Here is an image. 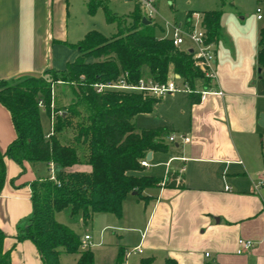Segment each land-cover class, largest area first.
I'll return each instance as SVG.
<instances>
[{
    "label": "crops",
    "instance_id": "0c3cea01",
    "mask_svg": "<svg viewBox=\"0 0 264 264\" xmlns=\"http://www.w3.org/2000/svg\"><path fill=\"white\" fill-rule=\"evenodd\" d=\"M190 12L203 15L207 11L190 10L184 21L173 19L165 25L155 18L152 22L158 36L169 39L167 22L185 24ZM92 20L88 0H0V80L41 77L49 69L65 70L79 56L76 45L95 31ZM263 28L264 0H226L221 38L213 43L216 79L208 89L199 84V92L208 91L199 103L192 104L189 93L183 127L164 121L162 127H170V136L185 135L190 142L176 143L166 161L163 156L169 155L170 149L167 153L153 152L149 168L165 170L150 175L167 179L169 171L178 173L184 177L185 188H149L143 192L146 199L130 194L120 217L95 214L90 223L95 241L87 232L72 228L85 245L92 243L86 249L93 253V249L102 250L104 264H117L120 250L123 264H132L133 256H139L140 264L143 260L166 264L169 259L177 264H264V186L258 187L264 179V126L260 124L264 68L259 64ZM192 47L187 41L181 50ZM60 92L58 100L54 95L55 107L68 100L65 91ZM165 97L152 113L136 116L134 124L141 116H155ZM65 136L64 144H75L71 135ZM16 138L11 113L0 103V152L6 154ZM81 155L86 157L84 152ZM5 165L6 179L0 190L5 250L11 252V264H43L35 244L18 242L16 236L33 212L31 184L49 178V166L25 164L23 172L9 157H5ZM70 170L91 173L92 167L80 164ZM62 213L66 212L57 213L56 219L65 224L58 219ZM81 222L85 224L83 219ZM87 235L89 242L85 241ZM240 239L253 241L255 247L239 255ZM79 258L80 254L62 252L60 264H76Z\"/></svg>",
    "mask_w": 264,
    "mask_h": 264
},
{
    "label": "trees",
    "instance_id": "16d2710c",
    "mask_svg": "<svg viewBox=\"0 0 264 264\" xmlns=\"http://www.w3.org/2000/svg\"><path fill=\"white\" fill-rule=\"evenodd\" d=\"M110 0H88V12L94 15L103 9L109 24L117 26L113 37L92 31L76 45L79 56L62 71L49 69L41 77L24 76L0 80V103L11 113L17 138L6 154L0 152V190L6 179L5 157H9L23 172L25 164H54L57 181L36 179L31 184L33 212L18 229V242L32 241L43 264H60L62 252L80 254L76 264H95V255L86 249L83 240L71 227L60 223L56 214L69 213L81 217L86 225L98 213H112L120 217L126 198L162 185L184 189V177L172 171L167 179L145 175L141 160L150 152L167 153L168 128L138 131L134 119L150 114L160 99L137 94L108 92L98 94L94 85L116 81L128 72L132 82L149 77L166 82L172 76L191 88V103L201 101L199 84L209 88L211 80L196 67L193 55L177 49L170 39L158 36L157 25L143 22L137 9L128 16H119L109 7ZM222 9L203 13L207 41L220 40ZM193 13H189L190 18ZM259 64L264 68V28L261 31ZM55 82L69 85L72 92L68 111L56 115L55 134L47 138L41 122L39 102L43 100L47 114H52ZM78 121L73 123V119ZM69 129L75 131L74 145L62 143L60 136ZM81 152L86 153L82 158ZM87 164L91 173L73 172L76 165ZM7 236L0 229V264H11V252L5 250ZM120 250L117 264H123ZM141 264H148L143 260ZM166 264H177L169 259Z\"/></svg>",
    "mask_w": 264,
    "mask_h": 264
},
{
    "label": "rangeland",
    "instance_id": "374dc122",
    "mask_svg": "<svg viewBox=\"0 0 264 264\" xmlns=\"http://www.w3.org/2000/svg\"><path fill=\"white\" fill-rule=\"evenodd\" d=\"M109 7L110 9L118 14L119 16H128L132 13H134L137 9V4H135L134 0H131L128 2L127 0H110L109 1ZM222 9V3L221 0H158V16L156 17V20L158 23L166 24L165 21L172 22L173 19H175L177 22H182L187 17V13L190 10H196L197 12H203V11H212V10H220ZM140 12L142 13V10L140 9ZM93 23L95 26V31L100 32L106 37H113L117 33V26L115 24H109L106 20V16L103 9H99L94 15H93ZM48 81L51 83L53 88V94L55 97L58 98L62 95L60 90H64L65 94L68 95V100H61L59 105L56 106L55 112L56 115H61V111H68V109L71 107L70 101L72 97L71 89L69 88V85H65L63 82H55L54 79L50 76H48ZM180 85H182V82H179ZM189 91H182L180 93H175L173 95H168L165 97V101L163 104L158 108L155 116L152 117H145L141 116L139 117L136 122L135 126L138 129H146V128H168L170 127H162L165 125L166 120L173 123L174 127L177 128L183 127L186 122V103L188 101L189 97ZM56 100V101H57ZM68 102V103H67ZM64 105H67L64 107ZM41 111V122L43 126V130L45 134L49 133L51 131V120L50 117L47 114V111L43 108L40 109ZM78 120L76 118L73 119V123H76ZM172 126V127H173ZM66 133V136H65ZM63 133L61 137V141L63 143V138H65L69 135L71 137H74L75 131L73 129H69L67 132ZM172 133V132H171ZM167 143L170 146V154L167 156H163V159L166 161L170 155L173 154V148L176 147V143H171L169 139L167 138ZM172 150V151H171ZM169 152V151H168ZM48 165V164H47ZM165 168H149L145 170L146 175H152V174H162L164 172ZM150 175V176H151ZM156 177V176H155ZM159 178V177H157ZM58 219L62 222H65V225L74 228L78 233L84 234L87 232L89 235L92 236L93 240L95 241V233L92 230V224L86 225L82 224L81 217L72 218L69 213H62L58 216ZM94 251L95 254V262L96 264H104L105 262V256H102V250ZM96 252V253H95ZM97 254V255H96ZM97 256V257H96ZM133 256L132 258V264H140L139 256ZM136 260V261H135ZM135 261V262H133Z\"/></svg>",
    "mask_w": 264,
    "mask_h": 264
},
{
    "label": "built area",
    "instance_id": "2783aa9c",
    "mask_svg": "<svg viewBox=\"0 0 264 264\" xmlns=\"http://www.w3.org/2000/svg\"><path fill=\"white\" fill-rule=\"evenodd\" d=\"M142 10L144 18L149 21H153L157 16V8L155 0H135ZM261 9H258V13ZM262 16L259 15V19ZM167 28L170 30L171 34L169 39L173 42L174 46L181 50L185 46L187 41H190L193 45L191 49L187 48L184 52L193 55V60L197 68L204 73V75L211 80V83L216 79V52L213 43L207 41L206 28L203 24V15L194 13L188 19L185 24L170 23L167 22ZM182 51V50H181ZM193 51V53H191ZM182 82V85L179 82ZM94 90L98 94H105L108 92H118V93H129L137 94L143 97H150L155 99H162L167 95L180 93L182 91L191 92V88L183 82L178 75L172 76L166 82H158L149 77H142L137 82H132L130 80V75L128 72H122L120 77L116 81L111 82H99L94 85ZM201 96H205L208 91L204 90ZM222 94V93H220ZM39 107L46 110L43 100L39 102ZM54 94L52 100V114H51V131L47 134V138H51L55 134V121L56 115L54 113ZM171 143H189L190 138L185 135H172L169 137ZM141 165L144 168H149L151 162L147 160V157L141 160ZM49 179L52 181H57V170L54 164L49 165ZM264 186V179L258 184L261 188ZM85 241H91L90 236L85 237ZM92 243L85 245V248L91 246ZM255 247V243L251 240L240 239L238 241V251L239 255L245 254ZM136 251L139 253L141 249L137 248Z\"/></svg>",
    "mask_w": 264,
    "mask_h": 264
},
{
    "label": "water",
    "instance_id": "95a60500",
    "mask_svg": "<svg viewBox=\"0 0 264 264\" xmlns=\"http://www.w3.org/2000/svg\"><path fill=\"white\" fill-rule=\"evenodd\" d=\"M143 22L145 24H150L151 21H149L148 19L144 18ZM191 53H193V51H191ZM178 78H180V76H178ZM262 126H264V115L261 116V123H260ZM152 156H153V152H150L147 156V160L148 161H151L152 160ZM133 194H136L135 192Z\"/></svg>",
    "mask_w": 264,
    "mask_h": 264
}]
</instances>
